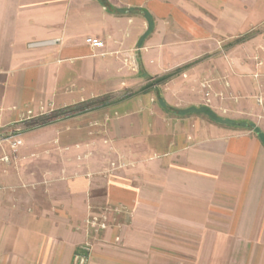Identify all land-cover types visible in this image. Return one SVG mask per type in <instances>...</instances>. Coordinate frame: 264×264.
Wrapping results in <instances>:
<instances>
[{"label": "crops", "instance_id": "obj_1", "mask_svg": "<svg viewBox=\"0 0 264 264\" xmlns=\"http://www.w3.org/2000/svg\"><path fill=\"white\" fill-rule=\"evenodd\" d=\"M7 128L0 264H264V0H0Z\"/></svg>", "mask_w": 264, "mask_h": 264}, {"label": "trees", "instance_id": "obj_2", "mask_svg": "<svg viewBox=\"0 0 264 264\" xmlns=\"http://www.w3.org/2000/svg\"><path fill=\"white\" fill-rule=\"evenodd\" d=\"M173 76V74L170 75H166L163 76L161 78H156V79H151V83H149L147 86H145L144 88H142L141 92H145L147 91L150 87H152L154 84H161L166 82L167 80H169L171 77ZM112 96H104L101 99H95L92 100L90 102H87L85 104H83L82 106L78 107L77 110L79 113H88L97 109H102L105 107H108L110 104L108 103V100L111 98ZM126 98V97H125ZM198 113H203L207 116H209L212 120L215 121H219L209 110L207 109H203V110H198ZM48 118H40L38 119L36 122V124L44 122V120H47Z\"/></svg>", "mask_w": 264, "mask_h": 264}, {"label": "rangeland", "instance_id": "obj_3", "mask_svg": "<svg viewBox=\"0 0 264 264\" xmlns=\"http://www.w3.org/2000/svg\"><path fill=\"white\" fill-rule=\"evenodd\" d=\"M134 92H136V90H126V91H124L120 95H114L113 97H111L108 100V103L110 104L108 106L109 109L112 110V111H114L117 108L116 104H117V102H119V99L120 98H122V97H128L131 93H134ZM37 120L38 119H36L35 121H37ZM35 123L34 124H31V125H33V127L35 125H38V124H35ZM41 123H43V122H41ZM26 127H31V126L29 124L27 126H24V125L21 124V129L26 128ZM12 130H13L12 128L0 129V139H14L13 137L15 136V133L16 132H14Z\"/></svg>", "mask_w": 264, "mask_h": 264}, {"label": "built area", "instance_id": "obj_4", "mask_svg": "<svg viewBox=\"0 0 264 264\" xmlns=\"http://www.w3.org/2000/svg\"><path fill=\"white\" fill-rule=\"evenodd\" d=\"M86 43L93 48H102L104 46L102 41L94 38L87 39ZM0 141H10L13 148H17L22 144V142L18 139H0ZM87 262V249L84 248L82 253L77 254L75 258V264H87Z\"/></svg>", "mask_w": 264, "mask_h": 264}]
</instances>
